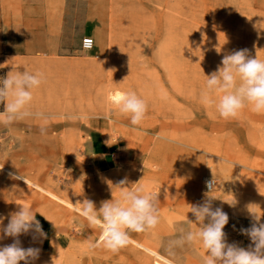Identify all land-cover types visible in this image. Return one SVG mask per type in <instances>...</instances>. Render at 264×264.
Instances as JSON below:
<instances>
[{
	"label": "rangeland",
	"instance_id": "1",
	"mask_svg": "<svg viewBox=\"0 0 264 264\" xmlns=\"http://www.w3.org/2000/svg\"><path fill=\"white\" fill-rule=\"evenodd\" d=\"M67 12L68 78L45 91L67 103L58 114L62 128L52 133L64 143L22 144L17 141L28 130L0 131V166L16 163L24 175L31 163L30 174L38 173L41 187L65 202L0 167L3 224L26 205L46 233L36 240L33 234L19 237L22 247L40 249L32 264H153L155 257L134 242L175 264H202L199 242L177 249L174 258L161 244L193 219L190 205L208 196L229 216L227 241L247 248L251 241L240 230L251 226L249 204L264 222V113L249 107L226 120L202 102L201 92L224 55L247 49L264 60V0H67ZM84 38L93 40L89 51L82 49ZM127 91L148 105L139 126L108 100ZM92 132L107 144V166L92 161ZM82 167L111 169L113 176L86 177ZM125 179L130 188L159 194L160 223L131 233L132 242L118 253L102 245L90 249V242L99 243L101 229L89 226L77 202L89 199L98 210L101 202L120 199L116 185ZM235 200V206L227 203ZM191 228L199 231L195 224ZM12 242L8 237L0 246Z\"/></svg>",
	"mask_w": 264,
	"mask_h": 264
},
{
	"label": "clouds",
	"instance_id": "2",
	"mask_svg": "<svg viewBox=\"0 0 264 264\" xmlns=\"http://www.w3.org/2000/svg\"><path fill=\"white\" fill-rule=\"evenodd\" d=\"M43 80V73H32L26 69H12L5 77L0 78V105H3L0 125L10 126L25 118L43 117L42 113H33L30 110L33 91L41 86ZM214 94H219L218 98H214ZM108 100L120 113L129 117L132 126L141 125L146 117L148 105L135 91L116 92L109 95ZM201 100L205 105L214 106L219 116L226 120L236 118L242 110L249 107L257 114L264 113V60L257 55H249L247 49L224 55L217 70L206 76ZM40 131L44 134L46 129L41 127ZM10 176L23 180L29 187L25 177L11 173ZM128 183L126 179L121 180L116 185L120 188V199L103 201L98 210L89 199H84L82 203L77 202L80 205L77 211L87 220L89 226L101 229L99 243L90 242V249L102 245L112 253H118L132 242L131 233H145L159 225V194L146 191L143 186L130 188L126 186ZM213 183L214 181L207 183L209 192ZM110 187L113 192L112 186ZM214 199L217 198L208 196L202 203L190 205L193 219H188L184 226L178 227L175 237L162 242L163 251L174 258L177 249L191 247L199 242L205 250L202 264H264V222H261L262 215L250 210L254 204L247 206L252 220L251 226L240 230L251 241L244 248L227 241L224 229L229 223V216L222 207H213ZM227 203L235 206L237 201ZM36 213L32 208L21 205L17 211L9 214L6 225L0 218V240L8 237L13 239L11 244L0 246V264H20L21 261L32 264L38 259L40 249L24 248L19 239L21 235L28 234H33V240L37 237L46 238V233L36 219ZM193 224L199 228L198 232L192 230ZM143 250L149 252V249ZM166 264H172V261L168 260Z\"/></svg>",
	"mask_w": 264,
	"mask_h": 264
},
{
	"label": "crops",
	"instance_id": "3",
	"mask_svg": "<svg viewBox=\"0 0 264 264\" xmlns=\"http://www.w3.org/2000/svg\"><path fill=\"white\" fill-rule=\"evenodd\" d=\"M67 33V0H0V78L5 77L12 69L14 71L26 69L32 73L44 74L43 83L33 91L30 106L33 113H42L43 117L33 116L16 121L10 126L0 125V131L5 130L7 135L18 134V130H28V134L25 133L22 140H18L17 143L32 145L64 143L58 136L53 137L52 133L61 130L62 122L58 120L60 118L58 114L66 112L67 103L60 100L58 95L46 94L45 91L56 90L61 85L59 82L68 78ZM0 111H3V105L0 106ZM41 127L46 129L44 134H41ZM91 138L92 161H97L101 167L107 166L106 142L99 134L95 135L93 132ZM16 166L18 164L9 163L0 167L6 172L20 175ZM26 168L28 171L21 176L38 186L39 191L48 194L49 191L41 187L36 177L38 173L35 171L34 174H30L35 167L28 163ZM85 171L82 167L80 174L84 175ZM86 172L84 175L86 177L90 175L110 177L113 173L111 169L105 168L87 169ZM57 201L64 202L61 199Z\"/></svg>",
	"mask_w": 264,
	"mask_h": 264
},
{
	"label": "bare ground",
	"instance_id": "4",
	"mask_svg": "<svg viewBox=\"0 0 264 264\" xmlns=\"http://www.w3.org/2000/svg\"><path fill=\"white\" fill-rule=\"evenodd\" d=\"M12 173V172H11ZM13 174V173H12ZM28 181V180H27ZM28 184H30V185H32V186H34V187H36L37 189L39 188L38 186H36L35 184H33L32 182H30V181H28ZM41 190V189H40ZM47 191V190H46ZM46 193V192H45ZM48 195L50 196V197H52L53 199H56V200H60V199H58L55 195H53V194H51L50 192L48 193ZM135 243V245H137L139 248H142V249H149V254L150 253H155V255H153V254H151L153 257H155V260H154V262H153V264H166V261H168V260H170V259H168V258H166V257H164V256H162L161 254H159L156 250H154V249H152V248H150L149 246H147V245H145V244H141V243H136V242H134ZM147 253V254H148ZM148 254V255H149ZM172 264H175L173 261H172Z\"/></svg>",
	"mask_w": 264,
	"mask_h": 264
},
{
	"label": "built area",
	"instance_id": "5",
	"mask_svg": "<svg viewBox=\"0 0 264 264\" xmlns=\"http://www.w3.org/2000/svg\"><path fill=\"white\" fill-rule=\"evenodd\" d=\"M81 46H82V49H83L84 51H89V50H91L92 47H93V40H92L91 38H84V39L82 40V44H81ZM208 182H210V180L206 182V187H207V183H208ZM213 185H214V183H213ZM212 188H213V187H212ZM207 189H208V188H207ZM208 190H209V189H208Z\"/></svg>",
	"mask_w": 264,
	"mask_h": 264
}]
</instances>
